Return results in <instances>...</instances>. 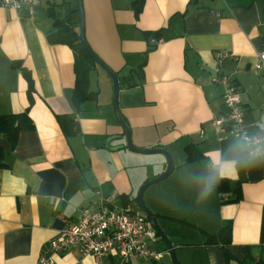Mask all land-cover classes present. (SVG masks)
I'll return each instance as SVG.
<instances>
[{
  "label": "crops",
  "instance_id": "1",
  "mask_svg": "<svg viewBox=\"0 0 264 264\" xmlns=\"http://www.w3.org/2000/svg\"><path fill=\"white\" fill-rule=\"evenodd\" d=\"M81 1L85 40L118 79L117 105L133 145L161 147L172 156L167 178L175 174L181 189L179 183L170 192L148 186L144 201L158 215L180 263L264 264V150L260 157L247 158L241 140L211 125L224 112L223 87L211 82L220 73L241 92L249 132L264 131V89L252 71L264 43V0H144L138 17L135 0ZM74 7L76 0H39L29 18L0 6V115L28 106L27 82L12 63H19L33 81L28 110L33 127L19 133L6 166L0 167V264H38L49 256L59 230L101 197L141 210L139 187L166 168L162 155L127 149L112 106V81L94 60L88 90L96 98L75 110L73 50L47 39L54 18ZM223 52L227 55L218 59ZM72 114L77 132L67 136L57 116ZM188 144L204 155L200 162H186ZM215 154L236 162L238 177L227 180L231 186L240 181L237 202H229L233 196L228 193L221 197L217 187L207 201L200 197L208 176L203 166L212 173ZM226 221L232 223L230 243L225 248L206 245L207 235L217 234ZM192 227L203 231L205 239L192 241ZM162 251L164 256L166 248ZM53 260L96 264L77 250ZM160 260L132 262L164 264ZM118 262L102 259L101 264Z\"/></svg>",
  "mask_w": 264,
  "mask_h": 264
},
{
  "label": "built area",
  "instance_id": "2",
  "mask_svg": "<svg viewBox=\"0 0 264 264\" xmlns=\"http://www.w3.org/2000/svg\"><path fill=\"white\" fill-rule=\"evenodd\" d=\"M39 0H0V6L24 12L34 17ZM219 53L218 59L225 57ZM252 71L261 77L264 89V43L256 53ZM213 84L223 87L224 112L211 123L228 135L241 140L247 158L260 157L264 150V131L250 133L244 118L241 92L238 86L225 74L211 77ZM264 106V103H263ZM257 148L260 154L252 156ZM227 193H221V197ZM160 237L142 210L117 206L111 196L101 197L96 203L82 208L76 221L63 226L58 235L50 241L49 256L39 259L38 264H54L53 257L77 250L81 255L92 256L96 264L102 259H118V264H133V259L158 262L163 251L158 250Z\"/></svg>",
  "mask_w": 264,
  "mask_h": 264
},
{
  "label": "trees",
  "instance_id": "3",
  "mask_svg": "<svg viewBox=\"0 0 264 264\" xmlns=\"http://www.w3.org/2000/svg\"><path fill=\"white\" fill-rule=\"evenodd\" d=\"M143 4L144 0H135L133 2V11L136 17H138L141 12ZM65 12L66 13L62 18H54L52 24L54 31L47 35V39L51 43L66 44L73 50L75 85L72 93V104L75 110H78L81 102L87 99L96 98V93L88 90V74L94 61L81 41L78 32L75 31V27L79 23L77 8H68ZM158 34L159 33H157V35ZM12 65L21 70L27 82L28 106L23 111L18 113L0 115V137H6L8 139L11 150L15 146L19 133L24 130H30L33 127V123L31 122L28 114L29 107L33 102V81L29 72L23 69L19 63L13 62ZM57 121L65 135L68 136L77 132L78 122L74 114L59 115L57 116ZM224 141H226V138ZM184 150L186 152L187 163L195 161L200 162L204 157L194 144H188L185 146ZM7 154L8 151H4L0 148V167L6 166L4 160ZM203 170L206 175L211 173V171H208L204 166ZM217 190L220 193L231 194L233 198L229 202H237L241 199L240 181H237L233 186H231L227 179L222 180L217 186ZM123 206L126 207L127 204L124 203ZM155 217L158 218V215L155 214ZM161 218L167 220L170 219L163 216H161ZM231 228V221L222 223L217 234L207 235L205 244L225 248L231 240ZM161 241L162 240L160 238V242ZM225 255L229 260L230 255L226 252Z\"/></svg>",
  "mask_w": 264,
  "mask_h": 264
},
{
  "label": "water",
  "instance_id": "4",
  "mask_svg": "<svg viewBox=\"0 0 264 264\" xmlns=\"http://www.w3.org/2000/svg\"><path fill=\"white\" fill-rule=\"evenodd\" d=\"M77 2V8H78V13H79V31L78 34L80 36L81 41L86 47V50L88 53L91 55L92 59L95 61L96 64H98L100 67H102L107 74L109 75L111 81H112V106L114 110V114L116 117V120L118 124L121 126L123 129L124 133V139H125V146L127 149L130 151H133L135 153H140V154H159L162 155L165 160H166V168L165 170L151 178L146 180L138 189L137 194H136V200L138 203L139 208L147 215L149 221L151 222L154 230L158 234V236L161 238L162 242L165 244L166 251L169 255V258L171 260L172 264H181L175 250V246L172 244L171 240L167 237V235L164 233V231L160 228L158 221L155 217V214L148 208V206L145 204L143 200V193L145 189L153 184H156L165 178L169 176L173 169V160L171 154L166 150L161 147H153V148H138L135 147L131 141V136H130V130L121 117L118 105H117V93H118V79L115 75V73L107 67L100 59L97 57V55L91 50L89 45L87 44L85 37H84V23H83V10H82V1L81 0H76ZM0 148L3 149L4 151H11V146L9 144V141L6 137H0Z\"/></svg>",
  "mask_w": 264,
  "mask_h": 264
},
{
  "label": "clouds",
  "instance_id": "5",
  "mask_svg": "<svg viewBox=\"0 0 264 264\" xmlns=\"http://www.w3.org/2000/svg\"><path fill=\"white\" fill-rule=\"evenodd\" d=\"M260 154V149L253 151L252 156ZM213 172L209 174L203 183L200 197L207 201L222 180H234L238 177L235 161H221L218 154L211 156Z\"/></svg>",
  "mask_w": 264,
  "mask_h": 264
},
{
  "label": "rangeland",
  "instance_id": "6",
  "mask_svg": "<svg viewBox=\"0 0 264 264\" xmlns=\"http://www.w3.org/2000/svg\"><path fill=\"white\" fill-rule=\"evenodd\" d=\"M173 176H175V174H173ZM173 176H171V177H169V178H167V179H169V180H167V179H165V180H163L162 182H158V184H153L154 186H151L150 185V187L148 188V189H152V187H157L156 185H161L160 187H162V188H165V191H167V192H170V191H172L174 188L176 189V185H175V187H174V184L175 183H179V186H180V179L178 180V179H175V178H173ZM179 182H178V181ZM164 181H168V182H164ZM173 186V187H172ZM180 189H181V186H180ZM160 190H162V189H160ZM150 190H145V193H143V200H145V198L147 197V193L149 192ZM158 192V191H157ZM162 194V193H161ZM180 197H182V194H181V192H180V195H179ZM145 202V201H144ZM170 202H172V201H170ZM174 213V212H173ZM173 213L172 212H168V214H170V215H173ZM175 215H176V213H174ZM198 226V225H197ZM190 232V235H191V239H192V241H198V239L199 240H202L203 238L205 239V233L203 232V231H201V230H199L198 228H196V227H192L191 228V230H189ZM218 233V232H217ZM165 249V246H164V244H163V242L161 241H159V244H158V250H160V251H162V250H164ZM165 254H164V256H163V259H162V261L161 262H164V264H166L167 263V261H171V260H169L170 258H169V255H168V253H166V252H164ZM178 257V256H177ZM179 259V258H178ZM158 263V262H157ZM172 264V263H171Z\"/></svg>",
  "mask_w": 264,
  "mask_h": 264
}]
</instances>
